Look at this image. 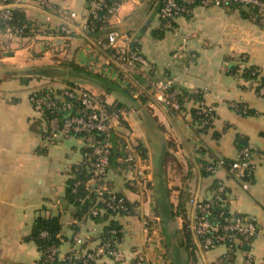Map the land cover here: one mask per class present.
Masks as SVG:
<instances>
[{"label":"crops","instance_id":"1","mask_svg":"<svg viewBox=\"0 0 264 264\" xmlns=\"http://www.w3.org/2000/svg\"><path fill=\"white\" fill-rule=\"evenodd\" d=\"M50 1L76 11L79 19L87 12L88 0ZM162 2L129 0L109 27L134 33L154 78H177V86L191 96L181 111L155 102L139 75L125 77L105 64L96 44L104 32L94 38L78 23L62 32L63 21L38 6L23 10L30 27L23 35L11 37L0 29V264L38 263L41 251L28 239L38 217L59 218L64 253L95 245L108 221H115L128 259L92 264H240L249 250L256 264H264V95L257 92L264 81V15L240 6H197L165 29L159 17ZM44 29L53 37H44ZM183 43L190 60L176 55ZM101 77L116 86H104ZM69 83L126 112L112 137L108 185L127 199L131 214L107 221L78 217L67 198L72 169L84 160L85 146L75 136L47 139L29 95L39 87ZM209 105L215 107L211 124L192 126V110ZM125 141L145 160L143 194L131 185L137 170L119 160ZM243 147H250L255 163L247 189L224 169L216 175L204 169L216 156L236 158ZM219 181L226 183L229 210L257 226L250 242L229 256L225 245L201 251L189 227L190 198H210Z\"/></svg>","mask_w":264,"mask_h":264},{"label":"built area","instance_id":"2","mask_svg":"<svg viewBox=\"0 0 264 264\" xmlns=\"http://www.w3.org/2000/svg\"><path fill=\"white\" fill-rule=\"evenodd\" d=\"M128 1L88 0L87 12L79 19L76 11L68 7L56 8L50 0H0L2 25L0 29L11 37H19L26 33L28 25H16L13 20L16 10L23 11L30 6L54 12L63 21L60 27L62 32H70L73 23L75 26L78 23L79 29L87 32L89 29L93 30L100 21L103 24L101 28H106L107 31L96 44L105 53V64L115 67L125 77L139 75L141 81L148 86L149 94L155 102L166 110L181 111L191 96L177 86V78L170 76L154 78L153 66L136 43L134 33L109 27L110 19ZM197 6L204 8L240 6L264 15V0H163L159 8L162 27L171 28L176 19L191 15ZM40 32L46 38L53 37L46 29ZM176 55L182 60H190L192 56L185 43L177 48ZM257 92L264 95V84L258 86ZM194 94L200 93L196 91ZM29 101L35 116L42 122L43 134L47 139L75 136L89 148L84 163L90 164V176L85 183L96 196V201L90 208V215L96 216L102 209L109 210L114 215L131 214L132 207L127 199L108 185V174L112 166V137L126 119L125 110L113 107L104 97L74 85L36 88L30 92ZM198 112L203 115V119H192L190 124L195 127L209 126L214 118L215 107L211 105L199 107ZM124 149L125 154L119 160L137 170L138 175L134 177L131 185L138 193L143 194L148 181L145 160L131 142L125 141ZM204 169L211 175H216L224 169L247 189L251 184L255 163L250 147H243L236 158L216 156L204 166ZM226 191V183L219 181L210 198H190L193 214L189 227L196 238L198 248L205 253L225 245L227 255H232L243 245L248 244L256 234L257 226L252 219L234 214L228 209L224 210V207H228ZM216 207H221L218 213H214ZM108 233L111 235L109 238H101L91 247H72L66 253L62 251L61 244L51 245L44 252L43 264H92L103 259L114 262L127 260L128 255L121 247L122 239L116 237L118 230L109 229ZM48 235L47 231L41 232L42 237ZM137 264L142 262L138 261ZM240 264H256L254 253L251 250L245 251Z\"/></svg>","mask_w":264,"mask_h":264},{"label":"trees","instance_id":"3","mask_svg":"<svg viewBox=\"0 0 264 264\" xmlns=\"http://www.w3.org/2000/svg\"><path fill=\"white\" fill-rule=\"evenodd\" d=\"M235 7V6H232ZM13 23L19 26H22L24 24H27L28 27L25 29L26 31L30 30L28 21L25 18V14L22 10H16L15 11V18L13 20ZM102 22H97L96 27L91 30L89 29L87 31L88 35L97 38L100 34L103 32L105 33L107 30L106 28H101ZM2 25L0 24V27ZM43 75H46V71L41 72ZM248 73L252 74V70L248 69ZM253 76V75H252ZM255 76V75H254ZM101 82H103L104 86H113L114 83L110 82L107 79L100 78ZM264 84V81H263ZM69 85H75L73 83H69ZM116 86V85H115ZM196 95L192 96L195 97ZM113 107H119L117 105H113ZM192 119L193 120H200L203 119V115L198 112V109L192 110ZM89 152V148L85 147V157L86 154ZM112 164L114 163V156H113V148H112V155H111ZM90 164L88 162L84 163V160L76 164L72 169V175L68 181L67 184V198L68 200L75 205L77 209V215L78 217H89L92 218L95 221H107L110 216H114V214L106 209H102V211L96 215L92 216L90 215V208L96 201L95 194L86 186V180L90 176ZM209 173L208 171H206ZM210 174V173H209ZM218 184V183H217ZM217 184L214 187V190L217 187ZM129 203V202H128ZM130 205V203H129ZM101 206V205H100ZM131 206V205H130ZM221 209V207H216L214 213H218V211ZM229 210V207H224V210ZM123 214V213H121ZM61 229L60 220L57 217H38L33 225L32 231L30 235L28 236V239L34 240L40 251H41V257L37 264H43L44 262V252L46 249L51 245H60L61 244V237L59 235ZM109 229H116L118 230L117 236L119 239H122V228L113 220H109L107 225L104 227L101 235L99 236V239H106L109 238L111 235L108 233ZM47 231L49 233L48 237H42L41 232ZM59 235V236H58Z\"/></svg>","mask_w":264,"mask_h":264},{"label":"water","instance_id":"4","mask_svg":"<svg viewBox=\"0 0 264 264\" xmlns=\"http://www.w3.org/2000/svg\"><path fill=\"white\" fill-rule=\"evenodd\" d=\"M240 143L244 144V143H245V141H244V140H240Z\"/></svg>","mask_w":264,"mask_h":264}]
</instances>
